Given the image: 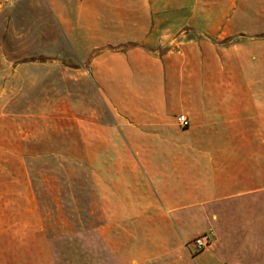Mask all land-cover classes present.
I'll return each mask as SVG.
<instances>
[{"label":"crops","instance_id":"crops-1","mask_svg":"<svg viewBox=\"0 0 264 264\" xmlns=\"http://www.w3.org/2000/svg\"><path fill=\"white\" fill-rule=\"evenodd\" d=\"M204 1L53 0L138 163L90 167L91 228L2 230L0 264H264V0Z\"/></svg>","mask_w":264,"mask_h":264},{"label":"rangeland","instance_id":"rangeland-1","mask_svg":"<svg viewBox=\"0 0 264 264\" xmlns=\"http://www.w3.org/2000/svg\"><path fill=\"white\" fill-rule=\"evenodd\" d=\"M39 55L48 58L29 60ZM86 67L56 20L53 0H0V232L37 228L39 214L51 232L59 223L91 228L90 167L138 163L120 152L134 148L124 135L135 125L108 106ZM98 133L110 137V150L88 157L89 148L102 149L93 139ZM56 214L67 219L58 223Z\"/></svg>","mask_w":264,"mask_h":264},{"label":"built area","instance_id":"built-area-1","mask_svg":"<svg viewBox=\"0 0 264 264\" xmlns=\"http://www.w3.org/2000/svg\"><path fill=\"white\" fill-rule=\"evenodd\" d=\"M177 122L181 127H188L190 125V120L186 114H180L177 116ZM194 247L197 250H204L212 245V238L209 234L203 233L193 240Z\"/></svg>","mask_w":264,"mask_h":264},{"label":"trees","instance_id":"trees-1","mask_svg":"<svg viewBox=\"0 0 264 264\" xmlns=\"http://www.w3.org/2000/svg\"><path fill=\"white\" fill-rule=\"evenodd\" d=\"M131 46H136V44L134 43H125L119 47H113V46H110V45H107V46H104V47H101V48H96V49H93L90 53V58L97 54V53H100L102 51H105L107 49H117V48H126V47H131ZM48 57L44 56V55H39V56H31L29 58L30 61H34V60H41V59H46ZM69 67H72V68H77L78 66H69Z\"/></svg>","mask_w":264,"mask_h":264}]
</instances>
